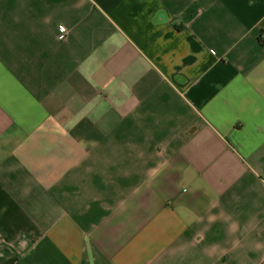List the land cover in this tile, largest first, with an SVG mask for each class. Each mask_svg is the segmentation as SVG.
Masks as SVG:
<instances>
[{"label": "crops", "instance_id": "1", "mask_svg": "<svg viewBox=\"0 0 264 264\" xmlns=\"http://www.w3.org/2000/svg\"><path fill=\"white\" fill-rule=\"evenodd\" d=\"M0 264H264V0H0Z\"/></svg>", "mask_w": 264, "mask_h": 264}, {"label": "trees", "instance_id": "2", "mask_svg": "<svg viewBox=\"0 0 264 264\" xmlns=\"http://www.w3.org/2000/svg\"><path fill=\"white\" fill-rule=\"evenodd\" d=\"M263 42V41H262Z\"/></svg>", "mask_w": 264, "mask_h": 264}]
</instances>
